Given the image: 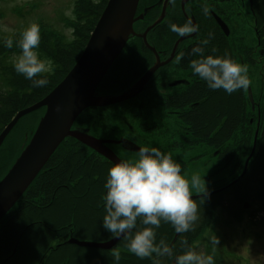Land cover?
Masks as SVG:
<instances>
[{
	"label": "trees",
	"instance_id": "1",
	"mask_svg": "<svg viewBox=\"0 0 264 264\" xmlns=\"http://www.w3.org/2000/svg\"><path fill=\"white\" fill-rule=\"evenodd\" d=\"M107 1L100 0L99 4H94L93 0L74 2L72 23H66V27L72 31L70 41L65 36L58 37L55 30L40 28L41 41L35 51L40 58L45 57L46 60L52 61L50 72L35 77V79L46 78L49 81L43 87H33L32 81L15 71L13 58L21 54L18 41L23 30L0 35V131L18 110L41 100L64 78L81 55ZM228 5L230 10L227 11L225 0L221 1L218 7L215 5L211 7L215 14H222L223 17L220 19L229 28L227 37L211 16L209 0H196V5L186 9L184 7V12L176 3L171 8L173 16L164 17L151 31L150 37H147V42L156 55H167L174 42L182 37L171 30L170 24L183 26L189 19L194 22L193 25H199L198 31L194 32L191 38L180 43L176 49L178 53H184L181 60L183 67L178 66L183 70L182 73L191 77L192 82L181 87L174 95H162L159 98L160 107L166 106L164 108H170L174 114L169 116L159 112L157 118L151 115L149 119L148 114L145 113V117H140L142 106L138 105L141 99L139 94L120 105L85 110L77 118L72 129L97 139L118 141L120 136H124L122 134L128 135L133 130L132 125H123L125 120L121 116H125L126 120L135 117L136 129L142 139L138 140L142 143H153L164 151L190 152L199 147L204 148L215 155L216 162L220 165H229L233 160H238L240 155L246 153L251 142L249 126L245 123L247 118L243 98L246 92L240 89L228 94L223 89L212 90L190 68L191 60L200 58L198 54H192V49L202 46L205 56L223 57L227 53L237 63L247 65L248 76L256 70L259 71L260 86L264 83V1L253 0L251 8L248 0H231L228 1ZM205 6L209 10L207 15L204 13ZM244 8L254 18L257 27L255 25L249 28L246 21L242 22L241 12ZM137 10L138 15L142 11L144 13L143 19L133 26L136 35L128 39L105 74L97 88V96H115L125 92L134 85L132 83L139 69L149 68L153 64L154 54L145 48L139 35L142 34L141 30L159 14L157 0L154 3L140 0ZM152 12L154 17L150 18ZM237 32L239 38L235 37ZM210 35V43L202 45L201 42L209 39ZM9 38L13 40L12 48L5 46V41ZM213 48L216 49L215 52ZM127 72L131 74L125 78L124 74ZM258 95H260L259 91ZM263 102L264 99L261 103ZM260 110L264 122V109ZM258 113L256 118L260 120ZM112 124L115 125L111 127ZM88 155L91 158L86 159ZM254 162L255 159L249 163L248 172L237 178V181L230 186L215 187L207 191L204 197L198 194L193 196L199 205L198 219L193 224V230L178 234L170 223L161 222L160 228L156 230V242L159 243L164 239L174 252L173 257H160L161 264H175V255L182 252L183 239H187L192 246L195 244L201 232L211 222L216 207L222 208L225 213L236 212L243 209V205H247L243 200H246L251 192L260 191L256 190L260 186L257 177L248 176ZM111 167L106 159L73 138L61 143L15 206L0 219L1 222L8 219L7 226L0 234V249L8 255V264H15L23 259L26 264H31L37 254L38 263L52 258V264H115L110 250L67 244L72 238L101 243L114 237L103 227V217L106 214L103 197L107 191L104 185ZM70 177L71 180H67ZM255 177V181L251 179ZM65 186L78 191L66 192L68 189H62ZM231 193L236 196H232ZM36 210L39 211V215L33 214ZM27 218L33 219L35 223L38 222L42 225L39 226L41 228L49 229L53 224L58 226L59 231H56L52 237L54 246L43 247L42 240L37 242L34 239V234L32 235L34 224ZM55 230L56 228H50L48 231L53 233ZM60 231L63 233L59 234ZM65 236L67 238L57 243V238ZM126 244L127 241L123 237L117 243L121 253L119 264H153L152 258L140 259L129 252Z\"/></svg>",
	"mask_w": 264,
	"mask_h": 264
},
{
	"label": "rangeland",
	"instance_id": "2",
	"mask_svg": "<svg viewBox=\"0 0 264 264\" xmlns=\"http://www.w3.org/2000/svg\"><path fill=\"white\" fill-rule=\"evenodd\" d=\"M75 1L76 0H0V35L6 34V33L16 32L18 30H24L25 28H27L29 26V24L31 22H36L40 26L41 29H48V30H52V31L55 30L54 32L58 33V37L63 38L65 36L70 41L72 31L70 30L69 27H66V23H68V22L72 23V21H71L73 19V11L72 10H73V6H74ZM154 1L155 0H147V3L148 2L154 3ZM262 1H264V0H262ZM139 2H140V0H139ZM177 2H178V0H157V5H158V8L160 9V12H159V14L156 15L154 20L157 18L158 19L155 21L152 20L149 24H147L140 32L142 34L139 35L142 39V42H143V45L145 46V48L154 54V61H153L152 66H150L149 68L139 69V71L136 74L137 77L132 84H135L138 81V79L146 71H148L151 67H153L157 60H159L161 63L166 62V64L164 66L160 67L154 73L153 77L149 80L150 82L148 81L145 88L140 93L141 99H140V102L138 103V105L142 106L141 112L139 113L140 117H142V118L145 117V115H144L145 113L148 114L147 117L149 119H151L150 118L151 115L153 117L157 118L158 117L157 115L159 112H164V113H166V115H169V116L171 114H174L173 111L170 110V108H164L166 106H164L163 108L160 107L161 101H159V98H161L162 95H164V96L168 95V93H171V92L176 91V90H177L176 92H179L180 87L186 86L185 84L188 81V77L186 74L182 73L181 71H177L176 73L174 71L173 64H177V65H180L183 67V64L181 61L176 62V60H174V62H172V64H169V65H167V64L172 60L173 56L175 59L177 54H179L178 50L176 51L178 45L180 43H182L183 41L187 40L188 38H191L194 33H192L190 35L179 37L174 42L171 50L168 52L166 57H159L158 55H156L155 52L152 51L154 49L152 47H150V45L147 42V37L148 36L150 37V33L154 29V27L157 24H159L164 17L166 18L167 15L173 16L171 14V8L174 7ZM151 5H153V4H150V6ZM195 5H196V0H182L179 7H180L181 11L184 12V7L186 9V7L195 6ZM246 8H244L243 12H241L243 15L242 22L244 23L246 21L248 27L249 26L255 27L256 24H255L254 18L248 13V11H246ZM137 9H138V6H137ZM165 12L167 13L166 15H165ZM143 13H144V11H142V13L138 15V10H136L134 18H138V20L134 24H136L137 22H139L143 19ZM162 14H163V18L160 19ZM153 15H154V12L151 13L150 18H153L154 17ZM174 15H176V14H174ZM97 21H96V23H97ZM173 22H174V20L172 21V23ZM239 25H240V23H239ZM257 26L258 25H256V27ZM94 27H93V29H94ZM238 27H240V26H238ZM93 29H92V31H93ZM143 34L145 35L146 44L144 43L143 38H142ZM235 37L239 38L238 32H237ZM246 38L247 39L249 38L248 35H246ZM180 39H182V40H180ZM177 42H178V44H176ZM146 58H147V54H146ZM40 59H42V58H40ZM42 60H46V58L43 57ZM130 74L131 73L127 72L124 74V77L127 78ZM249 76H250L251 84H250L249 89L247 91H245L246 93H244L243 100H244V108L246 109V111H245L246 115L245 116L247 118V121L245 123H246V126H247V124L249 126L250 139H251L252 143L250 142V145H249L246 153H244V155H240L238 157V160H233L232 162H230L229 165H226V164L220 165L219 163H217L216 159H215V155L212 152L205 150L204 148L199 147V148H197L193 151H190V152H187V151L186 152L185 151H164L153 143L152 144L142 143V141L138 140V139H141V137H139V134H138L137 129H136L137 126H136V121L134 120L135 117H133L129 120H126L125 116H123V115L121 116V118H123L125 120V122L123 121V125L124 126L132 125L133 130H131V133L128 135L122 134L124 136H120L119 140L116 141V143L108 144L107 147L112 151V153L120 161H123V160L134 161L137 158L135 153L137 151H139L140 148H144V147H147L149 149L152 147H156V148L160 149L162 152H164L165 154L171 153L172 158L177 163L181 164L182 174H186V178H188L190 180L192 175L198 174L202 179L203 178L205 179L206 184H207V191H210V190L214 189L215 187L223 186L222 188H226L227 186H230L233 182L237 181L236 180L237 178H239V177L241 178L242 176H244L248 172L249 163L255 159L253 169L249 173L248 176L255 175L257 177V179L260 182V186L257 187L256 190L258 189L260 191L251 192V195L249 197H247L246 200L245 199L243 200L244 202H246L247 205H243L242 208H243V210H246L248 208L249 209L250 208H256V207H258L257 205H259V207H260L264 203V132H261L260 135H257L256 129H257L258 120L256 118V113H258L259 111L261 113L260 109H264L263 108L264 102L261 103V101H263V99H264V90H263L264 89V83L260 86L261 78H260L259 71H257V70L255 72H253L252 74H249ZM128 90H126V91H128ZM258 91H259L260 95H258ZM249 94H250V96H249ZM132 99H134V98H132ZM132 99H130V100H132ZM130 100H128V101H130ZM39 101H37V102H39ZM125 102H127V101H125ZM122 103H124V102H122ZM122 103L115 104V105H120ZM115 105H111V106H115ZM111 106H107V107H111ZM27 107H29V106H27ZM27 107H25V108H27ZM25 108H23V109H25ZM103 108H106V107H103ZM89 109H91V108H89ZM20 110H22V109H20ZM20 110H18L17 112H19ZM256 110H257V112H256ZM44 111H45V108H41V109H39V110H37V111L27 115V116H24L22 119H20L18 124L13 128L11 133L5 139L4 145L3 144H2L3 146L1 145L2 148L0 147L1 148L0 149V177L2 176V174H4L6 172L7 169L9 170L11 168V166L13 165L15 160L19 157L21 152L24 150V148L26 147V145L30 141L40 119L42 118ZM11 119L8 121V123L11 121ZM114 125L115 124H112L111 127H113ZM262 127H264V122L262 124ZM1 131H0V133H1ZM132 133H135V134L133 135ZM253 134H254V136H253ZM93 138H95V137H93ZM66 139H69V138H66ZM66 139H64L63 142ZM70 139H72V138H70ZM95 139H97V138H95ZM252 139H253V141H252ZM101 140H103V139H101ZM111 141H115V140H111ZM257 141L259 142L258 145H257ZM92 151H94V150H92ZM95 153H97V152H95ZM98 155H100V154H98ZM101 157H103V156H101ZM50 158L48 159V161L50 160ZM87 158H91V156L88 155L86 157V159ZM48 161H47V163H48ZM108 162L112 166L114 165L110 161H108ZM43 168L40 171H42ZM256 177L251 178V179L255 181ZM71 178L72 177H70L67 180H71ZM251 179H249V180H251ZM95 182H97V181L95 180ZM224 185H226V186H224ZM66 187L67 186H65V188H62V189L67 190L68 188H66ZM77 191L78 190H76L75 188H71V189H68V191H66V192H77ZM192 194H193V196H195L198 193L195 189H193ZM231 195L236 196L234 193H231ZM251 201H256L258 204H252L255 202H251ZM61 203H66V202L61 201ZM240 211L241 210H238V212H240ZM7 214H8V212L5 215H7ZM33 214L39 215V211L36 210V212H34ZM5 215H3L2 218ZM263 217L264 216L259 217L261 219L258 220V222H256L254 225H252L251 223H247L246 221H243V220H236V216H234L231 213V211L227 216H224L222 214V210L219 207H217L213 211V217H212L211 222L201 232V234L198 237V241H200L201 243L206 242L207 245L210 246V248L212 249V244H211V240L213 238L212 234H214V233L217 234V238L219 239V242L224 244L227 242V240H223V238H222L223 232L226 236L229 229L231 228V229L236 231L238 236H241L244 232L247 231L248 228H252L254 226L264 224V218ZM27 220L29 222H31L32 224H34V225H32L33 226L32 235L34 234L33 237L37 242L42 240V246L43 247H45L46 245H48V247H49V246H52L54 244V241H52V237H54L56 231H59V228L57 225L53 224L50 226V225L45 224V226H48V227L50 226V228H56L55 232L52 233V231H50V232L48 231L50 228L48 229L46 227H44V228L39 227L42 225H40L38 222L35 223L33 219L27 218ZM228 223L229 224L231 223V225H228ZM262 232H263L262 234H264V229L262 230ZM62 233H63V231L59 232V234H62ZM218 234L221 236H219ZM65 238H67V236H65L64 238L63 237L57 238V243L61 242ZM74 240H77L80 242H89V241H82L79 239H74ZM49 241H50V243L48 244ZM259 246L262 249L264 247V243H261ZM229 252L232 255L233 254L236 255L241 264L246 263V258H242L241 255L238 256L236 254L237 251L229 249ZM37 256H38V254L36 255V258L33 260V262L31 264H52V258H47L46 260H41L38 263ZM55 258L57 259V256H55ZM224 259L225 258H223L222 260L220 259V260L215 261V264H224L227 261V259L226 260H224ZM15 264H26V263H25V260L23 259L19 262H15ZM61 264H65V263H61ZM249 264H251L250 261H249ZM260 264H264V262H262Z\"/></svg>",
	"mask_w": 264,
	"mask_h": 264
},
{
	"label": "clouds",
	"instance_id": "3",
	"mask_svg": "<svg viewBox=\"0 0 264 264\" xmlns=\"http://www.w3.org/2000/svg\"><path fill=\"white\" fill-rule=\"evenodd\" d=\"M99 2L100 0H93L94 4ZM208 11L205 6L206 15ZM169 26L180 36L190 35L199 29V25H193L191 20L183 26ZM210 39L211 35L201 42L202 45L209 44ZM40 41V26L31 22L22 31L18 41L21 54L13 58L15 71L32 81L33 87L46 86L49 83L46 78L35 77L52 70V61L40 59L35 51ZM5 46L12 48L13 40L7 39ZM215 51L213 48V52ZM192 54H198L200 58L191 60L190 68L207 83L208 88L223 89L228 94L249 89L251 80L247 65L237 63L227 53L223 57L205 56L202 46L193 48ZM183 57L184 53L177 54L176 62H180ZM135 155L137 158L134 161H120L108 171L104 185L107 191L103 197L106 213L103 227L115 238L123 237L127 241L129 252L140 259L152 258L153 264H161L160 257H173L174 252L164 239L156 242V230L160 228L162 221L170 223L178 234L193 230V224L198 219L199 205L193 199L192 190L195 189L198 196L204 197L207 194V184L198 174L192 175L190 180L186 178V174H182L181 164L172 158L171 153L165 154L156 147H144ZM211 244L213 254L207 255L197 252L187 239H183L182 252L175 255V264H215V247L219 245V239L213 237ZM110 252L115 264H119V246L112 248Z\"/></svg>",
	"mask_w": 264,
	"mask_h": 264
},
{
	"label": "water",
	"instance_id": "4",
	"mask_svg": "<svg viewBox=\"0 0 264 264\" xmlns=\"http://www.w3.org/2000/svg\"><path fill=\"white\" fill-rule=\"evenodd\" d=\"M249 2L251 6L252 0ZM138 3L139 0H108L81 55L71 70L42 100L17 112L1 131L0 147L20 119L45 108L30 141L0 180V219L20 199L66 138L79 141L113 164L120 162L107 147L108 144L116 143V141L95 139L73 130L72 126L77 117L86 109L103 108L135 98L143 91L154 73L166 64V62L161 63L157 60L155 65L126 92L106 97L96 95L97 88L106 72L123 50L128 39L136 35L133 25L138 20L134 18ZM162 18L163 14L160 19ZM216 21L227 36L228 28L219 19ZM142 38L146 44L144 34ZM121 238L113 237L101 243L71 239L68 243L78 247L109 251L117 245Z\"/></svg>",
	"mask_w": 264,
	"mask_h": 264
},
{
	"label": "flooded vegetation",
	"instance_id": "5",
	"mask_svg": "<svg viewBox=\"0 0 264 264\" xmlns=\"http://www.w3.org/2000/svg\"><path fill=\"white\" fill-rule=\"evenodd\" d=\"M181 1L182 0H178V2H177L179 4V6H180ZM221 1H223V0H209L211 16H212L214 22L216 23V25H218L216 19H219L223 24H225L224 21H222V19H220V17H223L222 14H215L212 11V8H211V7H214V5L217 6V7H218V5H221ZM228 1H231V0H225V7H226L225 10L226 11L230 10V6L228 5ZM216 13H218V12H216ZM166 14L167 13L165 12V15ZM226 15L227 14H225V16ZM188 21H189V19H188ZM192 23H194V22L192 21ZM225 26L227 27L226 24H225ZM220 30H221V28H220ZM228 34H229V32H228ZM166 56L167 55H163L162 54L159 57H166ZM174 60L175 59H174V56H173L172 60L167 65L172 64V62H174ZM173 66H174L175 73L177 71H183L181 69V67L178 66L177 64H173ZM190 82H192V79L189 76L188 77V81H187V83L185 85H187ZM176 91L171 92L172 94L168 93L167 96L176 94ZM258 116L260 117L259 118L260 120L257 119L258 123H257V129L256 130H257V135H260V133L262 132V128H263L262 127V124H263V121H262L263 119L262 118L263 117H262L260 111L258 113ZM259 123H260V126H259ZM258 144H259V142L257 141V145ZM252 204H258V203L255 202V203H252ZM257 206L259 207V205H257ZM258 207L250 208V209L248 208L246 210L241 209V211H240L241 213L238 212V211H236V212L231 211V213L234 216H236V220H243V221H246L247 223H251L252 225H254L256 222H258V220L261 219L259 217L264 216V203H263L262 206H260L259 208ZM220 209L222 210V214L224 216H227L229 214L228 211H226L227 213H225L222 208H220ZM4 220H2V222L0 221V234L5 229V227L7 226V220L8 219L5 220V221ZM228 225H231V223L230 224L228 223ZM263 229H264V224L258 225V226H254L252 228H248L247 231L244 232L241 236H238L236 231L231 229V228L229 229V231H228L226 236H225V234L223 232L222 238H223V240H227V242L224 243V244L219 242V245H217L215 247L214 260L217 261V260H220V259L222 260L223 258H225L224 260L227 259V261L224 264H241L239 262V260H238V257L236 255H234V254L232 255L229 252V249H232L234 251H237L236 254L238 256L241 255L242 258H246V263L245 264H249V261H250L251 264H260V263L264 262V247L261 249L260 246H259L261 243H264V234H262L263 233L262 232ZM212 236L213 237H217V234L214 233V234H212ZM219 236H221V235H219ZM72 239H74V238H72ZM67 244H69L68 241H67ZM70 245H73V244H70ZM193 247L196 248V250L198 252H201V253H204V254H207V255H212L213 254V250L210 248V246H208L206 242L201 243L200 241H198V238H197V241L195 242V244L193 245ZM8 263H9L8 255L5 254L4 250L0 249V264H8Z\"/></svg>",
	"mask_w": 264,
	"mask_h": 264
}]
</instances>
